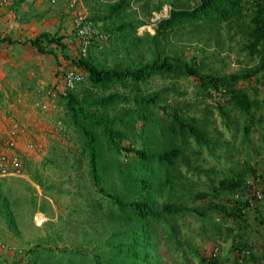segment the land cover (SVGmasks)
I'll list each match as a JSON object with an SVG mask.
<instances>
[{"label":"trees","instance_id":"trees-1","mask_svg":"<svg viewBox=\"0 0 264 264\" xmlns=\"http://www.w3.org/2000/svg\"><path fill=\"white\" fill-rule=\"evenodd\" d=\"M130 2L114 1L105 15L118 19L115 28L107 29L113 32L116 44L110 61L96 60L90 51L72 56L64 36L58 33L43 31L28 39L38 51L53 55L58 76L64 73L61 64L66 61L83 68L84 75L75 84L83 80V85L66 88L59 95L66 121L81 135L89 183L83 203L87 218L76 222L81 230L79 243L59 257L48 248L43 249V256L36 251L32 264H264V233L259 235L264 229V163L244 159L223 171L200 167L201 148L214 155V146L222 144L210 133L207 115L196 116L178 104H167L162 95L167 87L146 95L137 89L138 83L152 75L174 80L194 77L204 97L215 100L212 96H222L215 106L226 130L233 131L234 136L242 130L248 139L258 121L260 87L264 89V0H195L192 7L171 0L169 15L158 21L153 34L145 36L136 34L142 21L125 13ZM161 6V2L155 3L151 9ZM142 8L147 11L144 5ZM231 28L234 31L229 35ZM221 30L226 32L224 42L240 34V50L257 61L239 71L219 73L204 56L187 60L171 44L173 35L219 43L221 37L216 31ZM4 41L16 42L9 36L0 38ZM114 85L129 86L132 98L111 91ZM130 99L136 107L122 105L116 109L117 104ZM227 105L243 117L242 127L238 121L229 120ZM192 144L195 148L190 149ZM225 148L230 147L225 144ZM234 148L238 152V146ZM129 153L133 156L127 157ZM191 155L196 157L192 160ZM193 161L197 164H191ZM182 165L192 171L189 177L181 170ZM200 174L205 175L204 182ZM256 186L261 187V198L256 196L260 190ZM8 200L2 196L5 214L6 209L9 212ZM74 212L78 215L80 209ZM187 214L195 217L202 229L210 225L217 238L229 241L223 255L213 247L204 254L180 238V219ZM6 217L16 229L13 216ZM87 231H99L91 249L85 248L92 239ZM256 242H260V249H256Z\"/></svg>","mask_w":264,"mask_h":264},{"label":"rangeland","instance_id":"rangeland-1","mask_svg":"<svg viewBox=\"0 0 264 264\" xmlns=\"http://www.w3.org/2000/svg\"><path fill=\"white\" fill-rule=\"evenodd\" d=\"M8 1L11 5L15 4L14 9L18 11L15 23L24 27L34 26L36 28H39L40 25L41 28L49 30L51 34L63 33L66 42L72 46V48H68V52L72 56L86 55L90 51V55L94 56L96 60L101 59L107 62L113 58L111 49L116 47V44L113 39V32L111 33L107 29L108 27L110 29L115 28L118 19L107 18L105 15H107L110 5L116 0ZM170 1L131 0L125 13L129 14V18L135 17L142 21L136 27V34L139 36L153 34L158 21L169 15V10L172 9ZM180 1H183L182 7H192L195 3V0ZM159 2L162 4L161 8L152 10V5ZM143 5L147 11L142 8ZM74 12H79L85 18L90 19L95 29L104 33L102 39L91 40L84 52L81 48V40L75 33ZM8 18L10 19V17ZM22 30L24 32L23 28ZM233 31L234 29L231 28L229 35H232ZM115 33L116 31H114V35ZM216 34L221 37L219 43L212 42V39L208 42L192 38L184 40L183 36L173 35L171 44L187 60L192 56H204L207 64L209 63L215 72L219 73L239 71L257 61V58L250 59L246 56L245 51L240 50L243 42L240 34L234 35V38L228 42H224L225 30L216 31ZM122 47L123 44H120L119 50H122ZM61 65H63L62 71L73 69L82 72L84 75L82 67L72 65L67 61ZM61 78H63V74L60 78L58 76L53 83L39 84L36 87V92L27 91L33 96L32 107L27 106L30 110L28 118L22 120V123L16 116L9 115V120L12 121L10 124L17 123L20 128L18 136H23L22 145L17 142L16 146L22 156L24 173L14 178L1 179L0 177L1 264H4L6 260L10 261L9 264L35 263L33 256L38 253L36 251H39V256H43L44 248H48L57 257L63 256L65 250H72L80 241L81 230L76 222L84 221L87 218L88 210L83 203L86 195L89 194L86 188V185L89 184L86 175L88 161L81 148L80 133L75 131L66 121L67 113L59 93L64 92L66 88H80L83 85L81 83L83 80L77 85L75 83L73 87H69L61 82ZM11 79H14L13 76ZM245 83L243 82L244 85ZM259 86L261 85L259 84ZM166 87L169 90L162 93L165 96L163 100L172 106L178 104L183 110H189L188 113L190 114L200 117L207 115L210 133L222 143L220 146H214V155L209 154L205 148H201L202 152L198 156L200 157V167L205 169L214 167L223 171L228 166L237 165L238 162L241 164L244 159H249L250 162L261 160L264 163V89L262 86L258 94L261 98V107L256 112L258 121H255L249 135H247L248 139H244L242 130L236 132L235 136L232 135L233 131L226 130L224 118L215 106L217 101L222 99V96H212L215 100L204 97L200 93L197 80L194 77L185 76L174 80L171 77L152 75L146 82L137 84V89L145 95ZM92 90L93 92L97 91V89ZM110 90L124 93L132 98L133 89L129 86L114 85ZM7 95L10 96V92ZM159 104H163V102ZM117 105L116 109L122 105L136 107L132 99ZM162 111L159 110L161 113ZM227 111L229 120L238 121L239 127H242L243 117L238 115L230 105H227ZM140 123V121L137 122L138 126ZM123 144L127 145L128 141L125 140ZM225 144H228L230 148L226 149ZM234 145L238 146V152H235ZM193 148L195 146L192 144L190 149ZM122 153L125 152L122 151ZM131 156H133L132 153L127 155V157ZM190 157L193 160L196 156L191 155ZM191 164L194 165L197 162L193 161ZM181 170L187 177L192 174V171L186 170L184 165L181 166ZM199 177L200 181L204 182L205 175L200 174ZM256 187L260 189L258 191L262 192L260 186ZM2 196L3 198L9 197V212L6 209V214L1 204ZM78 209L80 212L77 215L74 211ZM36 212L45 216V220L40 225L33 220V215ZM9 213L14 218L16 229H11L12 226L6 217L10 215ZM218 219L219 216L215 214V220ZM180 222L182 223L179 232L180 238L198 246L202 253H210L212 247L220 255H223L227 250L229 241L225 242L217 238L210 225L207 226V229H202L201 223L190 214L183 216ZM87 232H90L92 239L85 248L91 249L99 239V231ZM4 233L7 237L2 236ZM260 233L259 235L262 236L264 229ZM210 236L214 237L215 241H209L208 237ZM204 241L205 244L203 245ZM261 241L264 243L263 240ZM260 247V242H256V249H260ZM190 262L195 261L190 260Z\"/></svg>","mask_w":264,"mask_h":264},{"label":"crops","instance_id":"crops-1","mask_svg":"<svg viewBox=\"0 0 264 264\" xmlns=\"http://www.w3.org/2000/svg\"><path fill=\"white\" fill-rule=\"evenodd\" d=\"M14 5L7 3L0 7V38L9 36L16 40L13 43L0 42V149L2 139L12 125L9 115L16 116L21 123L22 120L28 118L30 110L27 106L32 107L33 96L27 91L36 92L39 84L53 83L59 75L53 55L38 51L28 42V39L47 29L41 28L40 25L36 28L34 26L24 27L15 23L18 11L14 9ZM58 34L63 35L61 32ZM62 40L67 43L65 36ZM68 48H72L69 43ZM9 92L10 96L7 95ZM18 139L17 142L22 145L23 136H18ZM16 150L18 151V148ZM4 178L9 177H1V179ZM2 236L7 237L6 233ZM9 262L6 260L4 264H9Z\"/></svg>","mask_w":264,"mask_h":264},{"label":"built area","instance_id":"built-area-1","mask_svg":"<svg viewBox=\"0 0 264 264\" xmlns=\"http://www.w3.org/2000/svg\"><path fill=\"white\" fill-rule=\"evenodd\" d=\"M8 2V0H0V6ZM73 20L75 23V33L81 40L83 52L91 40H98L104 37V33L96 30L93 22L85 18V16H82L79 12H74ZM82 75L83 73L77 70H65L61 82L69 87H73L78 80L82 79ZM19 132V126L17 123H14L2 139V148L0 149V177H15L21 176L24 173L22 156L16 150ZM256 196L261 198L262 193L257 190ZM33 220L36 224L40 225L45 220V216L42 213L36 212L33 215Z\"/></svg>","mask_w":264,"mask_h":264}]
</instances>
